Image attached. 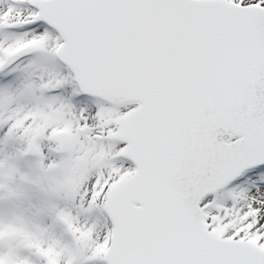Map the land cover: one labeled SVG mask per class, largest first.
Returning <instances> with one entry per match:
<instances>
[{
  "label": "snow or ice",
  "instance_id": "1",
  "mask_svg": "<svg viewBox=\"0 0 264 264\" xmlns=\"http://www.w3.org/2000/svg\"><path fill=\"white\" fill-rule=\"evenodd\" d=\"M0 147L47 264H264V0H0Z\"/></svg>",
  "mask_w": 264,
  "mask_h": 264
},
{
  "label": "clouds",
  "instance_id": "2",
  "mask_svg": "<svg viewBox=\"0 0 264 264\" xmlns=\"http://www.w3.org/2000/svg\"><path fill=\"white\" fill-rule=\"evenodd\" d=\"M21 158L0 147V259L5 264L27 260L17 252L20 244L49 246L51 239L36 219L41 212L37 205L49 202L48 178L37 161L21 166Z\"/></svg>",
  "mask_w": 264,
  "mask_h": 264
},
{
  "label": "rangeland",
  "instance_id": "3",
  "mask_svg": "<svg viewBox=\"0 0 264 264\" xmlns=\"http://www.w3.org/2000/svg\"><path fill=\"white\" fill-rule=\"evenodd\" d=\"M10 148V151L12 153H15L17 152L19 149L17 147H9ZM6 152H9L8 149L6 148L5 149ZM56 159L55 155L52 154V153H46L45 155V159L43 161V163L45 165H47V163L51 162L52 160ZM25 161L29 162V163H32L34 161H37V158L35 157H32V156H23L20 160V164L22 163H25ZM60 203H63V202H60ZM48 205V203H47ZM47 218H51L50 215L48 214V211H47ZM52 219V218H51ZM42 220H40V224L41 225H46L45 223L41 222ZM47 226V225H46ZM45 226V227H46ZM48 227V226H47ZM46 227V228H47ZM61 227V226H60ZM62 228V227H61ZM68 238V237H67ZM25 247H29L28 250H29V254L27 253L26 251V248ZM48 247L47 245H36V244H32V243H22L19 245L18 249H17V252L18 254L21 256V257H26L27 260H25L23 262V264H28L27 262H31L33 264H47V257H45L43 255V253L47 252L48 251ZM47 250V251H46ZM37 251V252H36ZM0 264H4V261L1 260L0 261Z\"/></svg>",
  "mask_w": 264,
  "mask_h": 264
},
{
  "label": "bare ground",
  "instance_id": "4",
  "mask_svg": "<svg viewBox=\"0 0 264 264\" xmlns=\"http://www.w3.org/2000/svg\"><path fill=\"white\" fill-rule=\"evenodd\" d=\"M35 202V201H34ZM47 202H44L42 205L41 204H38L37 207H39L41 209V212L44 213L47 211V206H46ZM41 212L40 214L38 215V217L36 218L37 221L38 219L42 220L43 218L41 216ZM44 228H46L44 225H43ZM47 233L49 234V236L51 237V239L48 241V244L50 245L53 241H56V240H59L61 243H64V242H67L68 239H66L64 236H63V231L59 230V232H57V229L56 228H53V231L50 230V229H47ZM67 240V241H66ZM47 251V250H46ZM28 264H29V261H28ZM33 264V263H31Z\"/></svg>",
  "mask_w": 264,
  "mask_h": 264
}]
</instances>
